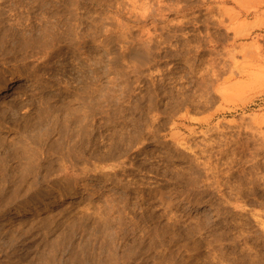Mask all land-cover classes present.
Wrapping results in <instances>:
<instances>
[{
	"label": "rangeland",
	"instance_id": "rangeland-1",
	"mask_svg": "<svg viewBox=\"0 0 264 264\" xmlns=\"http://www.w3.org/2000/svg\"><path fill=\"white\" fill-rule=\"evenodd\" d=\"M0 264H264V0H0Z\"/></svg>",
	"mask_w": 264,
	"mask_h": 264
}]
</instances>
